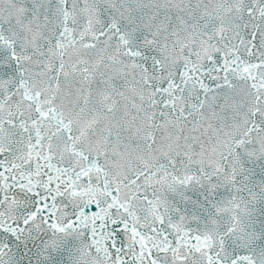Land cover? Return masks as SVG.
I'll list each match as a JSON object with an SVG mask.
<instances>
[{"label": "snow or ice", "instance_id": "snow-or-ice-1", "mask_svg": "<svg viewBox=\"0 0 264 264\" xmlns=\"http://www.w3.org/2000/svg\"><path fill=\"white\" fill-rule=\"evenodd\" d=\"M0 264H264V0H0Z\"/></svg>", "mask_w": 264, "mask_h": 264}]
</instances>
